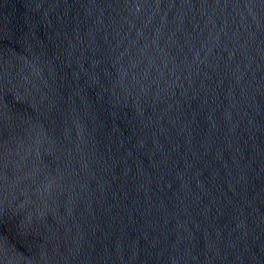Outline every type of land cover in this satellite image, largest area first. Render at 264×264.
<instances>
[{
    "label": "water",
    "instance_id": "water-1",
    "mask_svg": "<svg viewBox=\"0 0 264 264\" xmlns=\"http://www.w3.org/2000/svg\"><path fill=\"white\" fill-rule=\"evenodd\" d=\"M0 264H264V0H0Z\"/></svg>",
    "mask_w": 264,
    "mask_h": 264
}]
</instances>
